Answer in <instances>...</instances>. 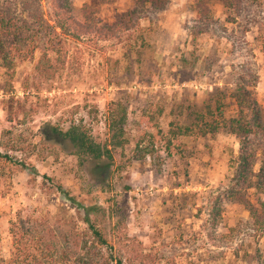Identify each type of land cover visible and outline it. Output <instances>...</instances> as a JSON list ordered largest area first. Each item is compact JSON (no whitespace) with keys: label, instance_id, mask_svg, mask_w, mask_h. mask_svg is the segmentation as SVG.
<instances>
[{"label":"rangeland","instance_id":"obj_1","mask_svg":"<svg viewBox=\"0 0 264 264\" xmlns=\"http://www.w3.org/2000/svg\"><path fill=\"white\" fill-rule=\"evenodd\" d=\"M73 10L83 22L140 30L72 44L67 66L51 79L36 70L40 53L10 73L0 61V254L10 256L19 214L86 230L80 204L94 208L89 218L124 264H264V237L249 212L254 190L223 197L240 151L236 137L173 135L217 100V89L234 86L243 64L259 75L264 123V0H73ZM226 104L230 119L237 108ZM123 115L128 144L108 167H81L67 143L53 136L47 143L42 134L48 124L67 130L76 123L109 145V124ZM220 200L213 231L204 224ZM123 234L131 240L122 242Z\"/></svg>","mask_w":264,"mask_h":264},{"label":"trees","instance_id":"obj_2","mask_svg":"<svg viewBox=\"0 0 264 264\" xmlns=\"http://www.w3.org/2000/svg\"><path fill=\"white\" fill-rule=\"evenodd\" d=\"M139 30L132 24L105 28L97 23L83 22L74 13L73 0H49L48 8H45L44 0H0V61L10 73L19 61L31 60L36 53H40L36 70L51 79L67 66L72 44L85 38L114 40L121 35H136ZM203 33V30L198 32ZM140 37L143 39L142 35ZM237 70L239 79L234 86L217 89L214 92L217 100L191 113L190 124L179 126L173 130V135L205 138L224 130L236 137L240 151L230 181L232 184L223 197L229 201L242 191L254 190L257 201L250 204L251 222L260 237H264V151L258 149L264 138V123L256 98L259 75L255 67L246 64ZM227 99L233 100L237 108L236 115L230 119L225 117ZM125 118L126 115H123L110 122L112 136L109 145L96 142L82 125L76 123L67 130L48 124L42 134L47 143L52 141L51 136L67 143L81 167L90 163H104L108 167L116 157H124L128 144ZM140 145L138 142L137 148ZM36 147L31 143L28 150L33 151ZM5 150L9 153L21 152L18 147L8 146ZM19 163L24 169L37 173L24 161ZM59 191L74 203V199L62 188ZM221 200L212 203L205 220L204 225H209L213 231L219 227L222 217ZM78 208L83 210L88 225L84 231H65L48 220L25 219L19 214L10 228L12 251L9 257L0 254V264H124L123 259L113 252L114 247L109 244L104 231L89 218L94 208L80 204ZM118 229L124 231L125 224H119ZM130 240L123 234L122 242ZM139 257L142 260L147 256L141 254Z\"/></svg>","mask_w":264,"mask_h":264}]
</instances>
